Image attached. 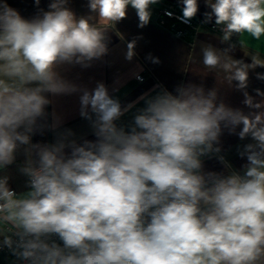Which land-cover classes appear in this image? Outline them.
<instances>
[{"label": "clouds", "instance_id": "9594fccd", "mask_svg": "<svg viewBox=\"0 0 264 264\" xmlns=\"http://www.w3.org/2000/svg\"><path fill=\"white\" fill-rule=\"evenodd\" d=\"M164 0H88L91 13L77 17L68 0H53L49 11L23 17L0 0V171L16 161L27 191L17 193L0 176V235L28 264H264V111L245 115L217 103L202 87L164 91L134 117L130 131L118 128L119 102L103 83L80 97L82 115L95 116V141L83 146L58 141L32 143L37 118L51 101L46 94L75 92L58 72L65 64L85 67L105 56L109 32L135 11L138 27L151 22ZM185 22L196 18L199 0H177ZM39 6L40 0H35ZM204 23L221 26L222 41L233 34L264 37V0H205ZM169 16L171 12L167 13ZM117 35L119 33L117 32ZM123 38V37H121ZM135 40L126 58L135 55ZM241 46L244 40L240 41ZM234 47V46H233ZM227 50H225V53ZM203 64L221 67L239 89L249 70L264 67L203 50ZM264 80V74H257ZM264 98V92L256 90ZM251 109L264 108L244 92ZM90 118V117H89ZM241 139L243 174L202 171L221 126ZM223 161V157L220 158ZM15 237V239H14Z\"/></svg>", "mask_w": 264, "mask_h": 264}, {"label": "crops", "instance_id": "0c3cea01", "mask_svg": "<svg viewBox=\"0 0 264 264\" xmlns=\"http://www.w3.org/2000/svg\"><path fill=\"white\" fill-rule=\"evenodd\" d=\"M52 2L53 0H40L37 6L35 0H9L26 19L49 11V4ZM199 3L200 8L195 19H205L204 13L210 12V8L206 6L205 0H199ZM169 5H174L180 10L177 0H164L163 3L153 6L151 22L144 28L138 27L135 11L129 9L127 18L116 25L115 31L109 32V51L105 56L89 62L87 67L81 64H65L58 68L65 81L76 86L77 90L58 95L46 94L51 103L45 106L44 116L37 118L32 143L53 145L62 140L65 143L74 142L75 146H83L86 141H95L96 129L93 122L96 118L90 109L85 110L87 116L81 114L80 97L85 90L91 91L100 83H103L109 95L119 102L122 115L115 123L125 131L134 127V117L147 107L150 99L163 94L164 91L178 96V89L193 85L202 87L205 94L215 90L217 103L223 102L227 107L240 110L245 115L264 111V108L251 109L244 103L245 91L255 102L264 100L256 92L257 89L264 92V80L257 78L258 73L264 74V67L250 69L247 88L239 89L237 82H229V74L221 67L210 69L203 64V50L208 47H212L221 55L222 62L225 55L245 63H251V55L257 53L264 59V37L261 41H256L237 34L229 41H222L221 35L206 27L196 39L187 40L175 35L160 23L162 10ZM67 6L77 17L95 15L89 11L88 0H68ZM214 22L213 18L207 25ZM133 40L136 42L135 55L128 60L127 43ZM241 40H244L243 46ZM138 76L143 77V80H138ZM241 129L242 125L236 126L234 131L221 126L220 135L217 141L213 142V148H218L219 152L214 151L201 158L203 172L227 175V165H231L232 170L243 174L247 156H241L240 153L253 141L250 137L241 139ZM24 147L20 146L18 149L16 161L0 171V176L9 177L8 186L17 193L28 190V178L20 171L25 160ZM3 239V235H0V241ZM10 262V258L0 256V264Z\"/></svg>", "mask_w": 264, "mask_h": 264}, {"label": "built area", "instance_id": "2783aa9c", "mask_svg": "<svg viewBox=\"0 0 264 264\" xmlns=\"http://www.w3.org/2000/svg\"><path fill=\"white\" fill-rule=\"evenodd\" d=\"M169 12L172 13L171 16L167 14ZM180 16H181V11L176 6L169 5L162 10L160 23L175 35L190 41L196 39L197 36L202 31V29L206 27H208L210 31L223 36V33L221 31V26L215 25V22L207 25V23L203 22L204 19H195V18L190 22H185L182 19L178 18ZM236 36L237 34H233L232 37H236ZM137 79L143 80V77L138 76ZM0 256L10 258L11 259L10 264H28L27 261L18 259L15 255L12 254V252L6 246H3V240L0 241Z\"/></svg>", "mask_w": 264, "mask_h": 264}]
</instances>
